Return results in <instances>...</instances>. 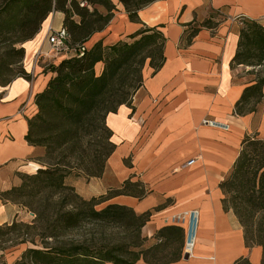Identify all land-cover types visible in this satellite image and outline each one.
Returning a JSON list of instances; mask_svg holds the SVG:
<instances>
[{"label":"crops","instance_id":"0c3cea01","mask_svg":"<svg viewBox=\"0 0 264 264\" xmlns=\"http://www.w3.org/2000/svg\"><path fill=\"white\" fill-rule=\"evenodd\" d=\"M113 1V18L90 37L87 48L100 40L105 45L132 41L131 35L141 28L156 26L166 37V59L156 73L147 63L143 86L132 103L108 114L116 149L101 177L74 178L78 193L89 199L120 188L125 180H140L147 189L142 198L120 194L103 204L127 205L138 214L150 211L142 228L144 237L152 239L170 224L166 218L173 214L200 212L193 254L185 258L183 252L180 260L168 264H233L242 256L259 264L262 247L246 246L237 216L224 208L221 182L232 170L244 138L264 139V98L257 111L235 112L245 87L256 77L250 76V67L231 65L241 30L235 18H262L264 0H153L138 10L135 21L121 2ZM64 17L63 12L53 11L36 37L25 43L24 66L31 80L17 77L0 86V191L19 185L18 174L31 173L30 164L39 163L41 149L25 136L29 119L38 110L35 95L45 88L51 73L44 71L47 58L37 55L48 50L49 29L62 27ZM103 66L98 63V73ZM205 118L228 123L230 128L206 125ZM23 213L21 204L0 195V226L23 220Z\"/></svg>","mask_w":264,"mask_h":264},{"label":"trees","instance_id":"16d2710c","mask_svg":"<svg viewBox=\"0 0 264 264\" xmlns=\"http://www.w3.org/2000/svg\"><path fill=\"white\" fill-rule=\"evenodd\" d=\"M118 1L135 21L138 10L153 0ZM101 7L104 10H100ZM114 10L113 0H0V86L9 85L17 77L31 80L32 74L23 65L25 43L34 39L53 11L65 14L63 26L70 35V46L76 49L58 63L44 68L51 76L45 88L35 95L38 110L29 119L25 138L40 149L44 147L45 167L40 165L33 174L19 173L20 185L0 191L3 199L19 204L14 197L25 194L28 189L33 199L46 190L52 191L51 197H59L54 204L48 202L49 207L37 209V217L32 223L14 220L0 226V236L10 230L21 233L24 229L22 243L33 242L41 246L27 247L16 264H136L141 259L147 264H168L183 257V227L175 224L161 227L153 236L155 242L145 247L149 238L142 235V228L150 220V211L138 214L132 207L118 203L97 208L120 194L142 198L147 193L142 181L128 179L120 188L111 189L107 194L84 198L74 186L66 184L72 170L69 162L59 160L57 155L77 143L79 130L91 116L100 115L107 124L109 113L117 112L123 104L132 103L135 93L143 86L147 61L155 73L165 63L166 37L156 26L141 28L131 35L132 41L120 40L105 45L100 40L87 48L86 42L95 32L106 28ZM242 21L238 49L231 65H261L264 61V26L260 18L243 16ZM82 47L84 49H80ZM100 62L104 66L98 73ZM263 98L264 75L245 87L235 112L243 115L257 111ZM107 129L108 147L97 155L99 161L92 160L100 165L97 170H87L88 178L103 175L107 160L116 149L113 131L108 125ZM221 188L225 195V210H232L237 216L247 247L262 246L259 264H264V228L255 232L251 226L252 216L264 212L263 138L258 135L244 138L240 154L229 175L221 182ZM66 190L74 191L72 199L63 195ZM85 224L119 225L127 229L132 242L97 245L67 238L69 231ZM233 264L254 263L242 256Z\"/></svg>","mask_w":264,"mask_h":264},{"label":"rangeland","instance_id":"374dc122","mask_svg":"<svg viewBox=\"0 0 264 264\" xmlns=\"http://www.w3.org/2000/svg\"><path fill=\"white\" fill-rule=\"evenodd\" d=\"M101 8L102 10H104L103 7ZM64 57L65 56L61 55L54 58H47V63L51 64V63L59 62ZM147 63L148 61L146 62V65ZM23 65H24V60H23ZM243 66H247L251 68L249 74L253 78L255 77L257 78L258 76L264 75V61L261 65L254 66V65L243 64ZM108 134L109 131L107 129L106 122L101 118L100 115L98 116L97 114L93 115L88 119L87 123L79 130V133L77 135L78 139L76 140L77 143H74L72 148L65 150L61 154L57 153V155H59L58 157L59 160L64 159L66 160L64 162H69L68 163L69 168L72 170V173L70 176L66 178V184L70 186H74L75 191L77 193L78 191L74 184L75 181H73L74 178L81 176L87 179L88 178L86 176L87 170L98 169L100 162H98L99 159H97V155L100 154V152H102L101 150H106V148L108 147V142H109L107 136ZM36 158L38 159L40 164L33 162L30 164L31 166L28 168V170L31 173L29 172H22V173L33 174L40 165L45 167L43 162L44 160H47V156L44 147H42L39 155ZM93 159H97L98 161L95 160L96 162H92ZM77 173L81 175L75 176V174ZM21 183L22 180L20 178L19 185ZM50 195H52V191L46 190L38 197H36V199H33V195L32 193H30V189H28L25 194H20L18 195V197H14L17 198V201H19L21 205L24 207V213L22 214L23 220L21 221L26 223H32L37 217V214L35 212L37 209H44L43 207H49V203L50 205L54 204V202L59 198L55 196L51 197ZM63 195H66L70 199H72L74 195V191L66 190L63 192ZM22 203L27 204V206L23 205ZM104 205L105 204L98 205L97 208H101ZM251 226L253 230H255V232H257L259 229L261 230L262 228H264V212H260L252 216ZM23 232L24 229L22 230L21 233L10 230L7 231V233L0 236V264H16L21 259L23 251L29 246L41 248L39 244H33V242L22 243V238L25 237L24 235H22ZM131 237L132 236L128 233L127 229H124L123 227L114 224H85L79 229L69 231L67 234V238L71 240H77V241L85 240L90 244H97V245L106 244V243L130 244L132 242ZM154 242L155 240L153 238L149 239L147 242H145L144 246L147 247ZM51 243H53V241H51ZM139 262L144 263V260L143 259L139 260L137 264H140Z\"/></svg>","mask_w":264,"mask_h":264},{"label":"built area","instance_id":"2783aa9c","mask_svg":"<svg viewBox=\"0 0 264 264\" xmlns=\"http://www.w3.org/2000/svg\"><path fill=\"white\" fill-rule=\"evenodd\" d=\"M243 16H238L235 21L239 25H243ZM260 22L264 26V16L260 18ZM70 35L67 29L62 26L60 28H50L47 35L48 50L39 52L37 59L41 56L46 58H54L57 56H67L70 52L76 51L69 44ZM84 49V47L80 48ZM203 123L212 127L222 128L229 130L230 126L228 123H223L215 119L205 118ZM166 222L170 224L183 225L185 228V244L184 254L191 256L195 250L197 243V236L200 222V212L197 209H191L183 212H179L166 218Z\"/></svg>","mask_w":264,"mask_h":264},{"label":"water","instance_id":"95a60500","mask_svg":"<svg viewBox=\"0 0 264 264\" xmlns=\"http://www.w3.org/2000/svg\"><path fill=\"white\" fill-rule=\"evenodd\" d=\"M188 256H189V254H185V255H184L185 258H188Z\"/></svg>","mask_w":264,"mask_h":264}]
</instances>
